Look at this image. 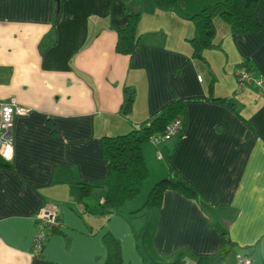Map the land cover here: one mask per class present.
Listing matches in <instances>:
<instances>
[{
  "label": "crops",
  "instance_id": "obj_1",
  "mask_svg": "<svg viewBox=\"0 0 264 264\" xmlns=\"http://www.w3.org/2000/svg\"><path fill=\"white\" fill-rule=\"evenodd\" d=\"M211 2L0 0V99L27 109L13 119L12 158L0 157V264H104L106 233L122 264L178 256L194 264L220 249L222 232L235 243L226 264H240L244 246L254 248L249 264H264V95L236 78L243 59L264 76V0L258 31L232 35L225 23L217 45L195 58L189 17ZM128 10L140 13L138 36L122 54L117 30ZM126 87L134 99L124 114ZM175 100L184 107L181 131L141 146L143 198L99 213L102 137ZM172 174L194 196L166 187L160 206H144ZM51 206L60 223L33 254L36 214Z\"/></svg>",
  "mask_w": 264,
  "mask_h": 264
},
{
  "label": "trees",
  "instance_id": "obj_2",
  "mask_svg": "<svg viewBox=\"0 0 264 264\" xmlns=\"http://www.w3.org/2000/svg\"><path fill=\"white\" fill-rule=\"evenodd\" d=\"M260 0H216L201 7L194 12L189 19L193 25V35L188 39L192 54L195 58H201L203 50L217 45L214 42L216 33L215 19L220 18L227 24L229 32L233 34L256 32L261 24L256 16V6ZM140 13L127 11V23L125 27L118 28V41L116 51L129 54L134 47L137 34L136 27ZM47 39V37H46ZM45 44V39H44ZM239 65H244L252 71H256L249 61L243 59ZM134 99V91L125 88L123 113L127 114ZM184 107L180 100H175L161 109V111L149 118V120L133 125L126 133L115 136L102 137L101 154L108 162L106 195L99 213L111 212L121 208L128 200L134 198L142 189L144 181L148 177V170L141 152V146L148 141L153 133L162 132L165 126L175 118L182 119ZM183 123V121H182ZM181 131V130H180ZM172 174L168 178L159 180L150 190L145 206L150 209L161 205L162 196L166 187L175 188L188 196H194V190L187 183L176 180ZM106 209H109L105 211ZM54 230L50 228L48 234ZM47 234V235H48ZM220 249L211 254L200 255L194 264H226L235 243L228 237L227 232H222ZM103 241L107 249L104 264H122L120 246L118 241L109 233L103 235ZM244 257L253 252V246L241 247ZM249 258V257H248ZM183 259L178 256L169 263L156 264H182Z\"/></svg>",
  "mask_w": 264,
  "mask_h": 264
},
{
  "label": "built area",
  "instance_id": "obj_3",
  "mask_svg": "<svg viewBox=\"0 0 264 264\" xmlns=\"http://www.w3.org/2000/svg\"><path fill=\"white\" fill-rule=\"evenodd\" d=\"M236 78L240 87L252 86L260 94L264 95V76L257 71H252L244 65H239L236 70ZM26 110L13 97L8 100L0 99V157L5 160H10L13 155V119L16 115L24 114ZM182 126V120L175 118L165 126L162 132L153 133L148 140L158 144L170 136L179 133ZM59 223V213L55 207H44L38 211L36 214V232L33 239V254H38L41 251L48 230L58 226ZM249 263L250 259L248 257H243L240 260V264Z\"/></svg>",
  "mask_w": 264,
  "mask_h": 264
},
{
  "label": "rangeland",
  "instance_id": "obj_4",
  "mask_svg": "<svg viewBox=\"0 0 264 264\" xmlns=\"http://www.w3.org/2000/svg\"><path fill=\"white\" fill-rule=\"evenodd\" d=\"M189 1H191V3H195L197 0H185V2H189ZM208 1V0H207ZM210 2L212 1V0H209ZM165 7H167L166 5H165ZM215 24H216V32H217V35H216V38H214V41L215 42H217L219 39H220V37H221V34H222V32H223V30L224 29H227V26H226V24L224 23V22H222V20L220 19V18H216L215 19ZM255 89V88H254ZM255 92L256 93H260L257 89H255ZM146 181V180H145ZM156 184V183H155ZM154 184V185H155ZM153 185V186H154ZM141 191V190H140ZM141 195V196H140ZM137 197V198H136ZM143 198V196H142V193L140 194V192L134 197V198H132V199H130V200H128V201H135L134 199H137V201H139V199H142ZM127 201V202H128ZM145 206V205H144ZM142 209V208H141ZM140 209V210H141ZM232 259V257H231V255H230V259H229V261Z\"/></svg>",
  "mask_w": 264,
  "mask_h": 264
}]
</instances>
